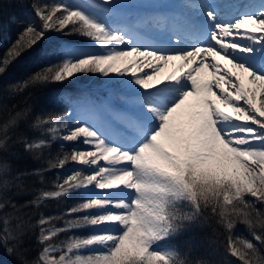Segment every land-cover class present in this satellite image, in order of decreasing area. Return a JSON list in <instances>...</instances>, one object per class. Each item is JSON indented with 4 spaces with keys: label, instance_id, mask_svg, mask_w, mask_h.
Listing matches in <instances>:
<instances>
[{
    "label": "snow or ice",
    "instance_id": "snow-or-ice-1",
    "mask_svg": "<svg viewBox=\"0 0 264 264\" xmlns=\"http://www.w3.org/2000/svg\"><path fill=\"white\" fill-rule=\"evenodd\" d=\"M31 9L0 20V77L32 53L0 92L36 98L78 74L105 86L64 98L59 113L17 111L0 127V162L8 131L27 118L40 136L19 142L46 167L21 175L45 182L56 172L17 205L0 163V210L87 193L35 224L10 214L0 236L8 254L27 252L38 228L42 251L21 264H190L169 241L208 226L240 264H264V0H33ZM238 224L253 239L234 235Z\"/></svg>",
    "mask_w": 264,
    "mask_h": 264
},
{
    "label": "trees",
    "instance_id": "trees-1",
    "mask_svg": "<svg viewBox=\"0 0 264 264\" xmlns=\"http://www.w3.org/2000/svg\"><path fill=\"white\" fill-rule=\"evenodd\" d=\"M33 0H0V20L7 22L10 15L15 14L18 17L26 18L33 16L31 3ZM45 2H55V0H45ZM18 31L16 25L11 26L13 37ZM4 48H0V56L3 55ZM32 53H25L3 77H0V85H8L22 78L24 69L31 62ZM104 78L98 75L88 74L78 76L71 82H66L62 85H50L48 88L36 93V98L29 97V93L10 96L7 92H0V127L7 121L10 116H15L17 111H24L26 108L32 107L30 115L41 114L44 112H56L66 108L64 98L74 99L80 95L77 89L82 88L84 92H92L95 89L102 88ZM56 98V99H54ZM34 106V107H33ZM27 118L18 122L14 130L8 131L6 140L7 151L3 153L4 159L0 163H6L8 174L4 179L12 181L7 189L8 195L12 202L17 205H22L35 198L38 195V190L41 188H50L54 182L56 172L46 173L45 182H41L39 177L21 175L24 172H30L42 167H46L43 158L36 159L33 154L24 151L22 144L19 142L24 138L29 140L37 138L40 133L30 130L25 123ZM58 144L53 145V151L58 148ZM70 148L71 145H68ZM74 166V165H69ZM68 166V167H69ZM66 170V169H65ZM65 170L60 171V175H66ZM19 177V180L14 178ZM84 193L80 196H74L67 202L50 201L42 205L39 209L34 205H29L27 208H20V212L16 213L10 205H5V208L0 210V236L3 235V220L11 215L24 214L25 219L31 216V223L35 224L39 219V214L42 212L45 216L58 215L65 209L71 206L76 199H82ZM261 206L257 204L259 209ZM16 221L10 220V224L15 225ZM85 230L83 234H86ZM39 235V229L35 228L31 232L30 238L26 239L24 247L29 248L27 252L22 250H14L12 255L6 251V247L0 244V264H21L22 260L29 262L38 259V253L42 246L38 245L36 238ZM234 235L243 236L246 239H253L251 232L243 224H238L234 231ZM61 236L59 239H64ZM227 242L226 234L218 228L213 232L211 227L205 226L201 228L190 227L177 234L169 241V246L173 247L179 254V258L190 262V264H200L201 261L213 260L216 264H240V261L231 257L225 250ZM255 242V241H253ZM14 242H9L7 247H11ZM259 247V245H258ZM261 255H264V249H261Z\"/></svg>",
    "mask_w": 264,
    "mask_h": 264
},
{
    "label": "rangeland",
    "instance_id": "rangeland-1",
    "mask_svg": "<svg viewBox=\"0 0 264 264\" xmlns=\"http://www.w3.org/2000/svg\"><path fill=\"white\" fill-rule=\"evenodd\" d=\"M169 6V5H168ZM170 7V6H169ZM174 7H175V5H174ZM167 71H171V68H169ZM205 75V78H207L208 77V75H209V73L206 71V73L204 74ZM105 85L103 84V87H104ZM78 91H79V93L81 94V93H83L85 90H83L82 88H79V89H77ZM73 167H75V166H69L66 170H65V173H66V175L72 170V168ZM40 251H42V249L40 250ZM38 255H39V253H38Z\"/></svg>",
    "mask_w": 264,
    "mask_h": 264
}]
</instances>
